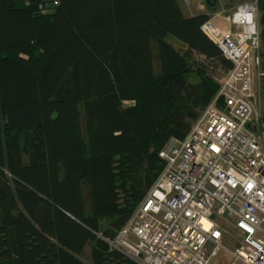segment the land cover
I'll return each instance as SVG.
<instances>
[{
	"label": "trees",
	"instance_id": "1",
	"mask_svg": "<svg viewBox=\"0 0 264 264\" xmlns=\"http://www.w3.org/2000/svg\"><path fill=\"white\" fill-rule=\"evenodd\" d=\"M185 15L180 0H0V264H140L102 233L186 136L183 102L205 107L234 67L208 14Z\"/></svg>",
	"mask_w": 264,
	"mask_h": 264
},
{
	"label": "built area",
	"instance_id": "2",
	"mask_svg": "<svg viewBox=\"0 0 264 264\" xmlns=\"http://www.w3.org/2000/svg\"><path fill=\"white\" fill-rule=\"evenodd\" d=\"M217 17L223 30L215 28ZM202 29L234 67L218 79V93L186 136L173 137L161 152L166 166L126 225L114 239L104 236L140 264H208L225 236L235 247L231 264H264L259 0L219 11Z\"/></svg>",
	"mask_w": 264,
	"mask_h": 264
},
{
	"label": "rangeland",
	"instance_id": "3",
	"mask_svg": "<svg viewBox=\"0 0 264 264\" xmlns=\"http://www.w3.org/2000/svg\"><path fill=\"white\" fill-rule=\"evenodd\" d=\"M245 1H252V0H221L220 3H218L216 8L214 9L211 5H208V2L206 0H199V1H191L189 4L186 3L184 0H180L183 8L185 10H193L196 14L200 13H206L209 16V20L214 18L215 14L219 11L226 9L228 13L233 12L237 6ZM201 5H205L203 8L200 9ZM261 17V16H260ZM215 23L216 29L219 26V29L223 30L225 20L223 18L217 17L213 20ZM261 23V18H260ZM262 28V25H261ZM262 33V30H261ZM264 70V69H263ZM214 77L216 79H220L223 77L226 73L223 69L217 70V72H213ZM92 79H85L83 82L84 86V95L85 98H88L90 86L92 84ZM261 85V112L263 113V119H264V77L260 80ZM204 109V106L202 105H196L193 99H186L182 104V110L186 113V121L189 123H192L195 119L193 116L190 115V112L197 113L198 115L200 112ZM101 235V234H100ZM102 236H108V232L105 231L102 233ZM109 237V236H108ZM223 247L220 248L216 254L211 255L209 259L208 264H231L233 260V256L231 254V251L235 249L233 243L229 240L228 237H224L222 239ZM213 246H209V254L212 251Z\"/></svg>",
	"mask_w": 264,
	"mask_h": 264
},
{
	"label": "crops",
	"instance_id": "4",
	"mask_svg": "<svg viewBox=\"0 0 264 264\" xmlns=\"http://www.w3.org/2000/svg\"><path fill=\"white\" fill-rule=\"evenodd\" d=\"M206 1H208V0H206ZM204 6H205V5H201V6H200V9L203 8ZM185 11L188 12L189 10H185Z\"/></svg>",
	"mask_w": 264,
	"mask_h": 264
}]
</instances>
